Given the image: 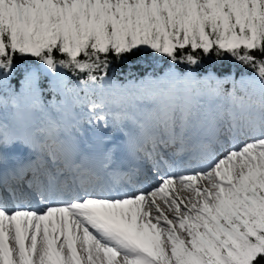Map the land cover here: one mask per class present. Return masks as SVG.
Instances as JSON below:
<instances>
[{
  "label": "snow or ice",
  "instance_id": "snow-or-ice-1",
  "mask_svg": "<svg viewBox=\"0 0 264 264\" xmlns=\"http://www.w3.org/2000/svg\"><path fill=\"white\" fill-rule=\"evenodd\" d=\"M0 264H264V0H0Z\"/></svg>",
  "mask_w": 264,
  "mask_h": 264
},
{
  "label": "trees",
  "instance_id": "trees-1",
  "mask_svg": "<svg viewBox=\"0 0 264 264\" xmlns=\"http://www.w3.org/2000/svg\"><path fill=\"white\" fill-rule=\"evenodd\" d=\"M169 62L151 51L145 49L134 50L131 54L124 55L121 59L117 60L112 57V65L109 71V77L126 81L132 78L143 77L147 74L160 75L167 70ZM37 68V62L35 59H21L16 60V70L13 76L10 78V82L15 89L18 91L21 84V80L24 77L25 72L31 71ZM200 74L211 71L219 76L235 75L238 79L242 72L246 70L242 69L241 66L233 61L231 58H226L223 61H218L215 57L205 59L203 65L197 69ZM250 74V72H248ZM47 78H42L41 84L43 91L42 98L48 103L56 95L47 88ZM226 88H231V84L225 85ZM57 99L59 97L57 96Z\"/></svg>",
  "mask_w": 264,
  "mask_h": 264
},
{
  "label": "bare ground",
  "instance_id": "bare-ground-1",
  "mask_svg": "<svg viewBox=\"0 0 264 264\" xmlns=\"http://www.w3.org/2000/svg\"><path fill=\"white\" fill-rule=\"evenodd\" d=\"M84 129H85V138L87 139L88 143L94 146V148L100 143L98 142L97 139L101 140L103 137H105L108 134V132L111 131V129L96 130L87 124L84 125ZM25 155H27V150H25Z\"/></svg>",
  "mask_w": 264,
  "mask_h": 264
},
{
  "label": "rangeland",
  "instance_id": "rangeland-1",
  "mask_svg": "<svg viewBox=\"0 0 264 264\" xmlns=\"http://www.w3.org/2000/svg\"><path fill=\"white\" fill-rule=\"evenodd\" d=\"M32 70H34V69H32ZM31 70V71H32ZM164 74V72L162 73V74H160V75H157V76H162ZM203 74H206V73H203ZM203 74H201V75H203ZM217 75V74H216ZM149 76H151V77H153V78H155V77H157V76H155V75H151V74H147V75H145V76H143V77H139V78H132V79H128V80H126V81H121V80H119V79H115V78H113V77H109L110 79H112L116 84H119V85H126V84H128L129 83V81H136V82H139L140 80H142V79H144V78H146V77H149ZM218 77H221V78H223L224 76H219V75H217ZM240 78V77H239ZM238 78V79H239ZM21 87V86H20ZM20 91V88H19V90L17 91V92H19ZM43 99V98H42ZM43 102L45 103V104H47V102L43 99ZM98 140V142H100V140L99 139H97Z\"/></svg>",
  "mask_w": 264,
  "mask_h": 264
}]
</instances>
